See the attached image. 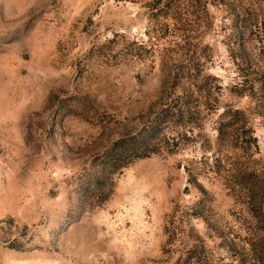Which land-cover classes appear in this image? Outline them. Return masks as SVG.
<instances>
[{
    "label": "rangeland",
    "instance_id": "rangeland-1",
    "mask_svg": "<svg viewBox=\"0 0 264 264\" xmlns=\"http://www.w3.org/2000/svg\"><path fill=\"white\" fill-rule=\"evenodd\" d=\"M0 264H264V0H0Z\"/></svg>",
    "mask_w": 264,
    "mask_h": 264
},
{
    "label": "trees",
    "instance_id": "trees-1",
    "mask_svg": "<svg viewBox=\"0 0 264 264\" xmlns=\"http://www.w3.org/2000/svg\"><path fill=\"white\" fill-rule=\"evenodd\" d=\"M182 74L181 76L178 75L175 77L176 83L173 89L177 93V96L164 108V112L157 117V122L148 129L146 128L136 134L120 138L114 143L108 154H105L104 162L108 173L114 174L133 160L144 158L157 152L156 138L162 131V126L172 117L183 118L184 114H192V112H194L193 109L196 107V104L192 102L194 96L200 95L201 98H209L208 95H210L211 89L197 82V74L193 73L191 68H188ZM187 82V87H184L183 84H187ZM198 105L206 106L208 104L207 102H201V104ZM212 108H216L215 104ZM187 121L188 120H185L183 123L186 124ZM101 185L102 183L98 179L96 181L94 180L89 187L95 190L99 189L103 195L107 190ZM107 198L108 195L102 196L100 202L106 201Z\"/></svg>",
    "mask_w": 264,
    "mask_h": 264
},
{
    "label": "water",
    "instance_id": "water-1",
    "mask_svg": "<svg viewBox=\"0 0 264 264\" xmlns=\"http://www.w3.org/2000/svg\"><path fill=\"white\" fill-rule=\"evenodd\" d=\"M189 191V188L187 187V188H185V192H188Z\"/></svg>",
    "mask_w": 264,
    "mask_h": 264
}]
</instances>
